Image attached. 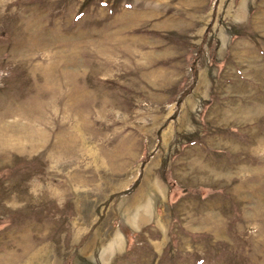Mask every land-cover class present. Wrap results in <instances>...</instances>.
Wrapping results in <instances>:
<instances>
[{"label": "rangeland", "instance_id": "374dc122", "mask_svg": "<svg viewBox=\"0 0 264 264\" xmlns=\"http://www.w3.org/2000/svg\"><path fill=\"white\" fill-rule=\"evenodd\" d=\"M0 264H264V0H0Z\"/></svg>", "mask_w": 264, "mask_h": 264}]
</instances>
